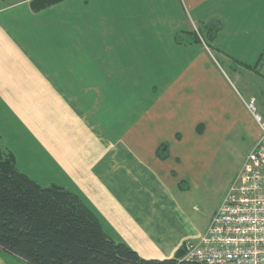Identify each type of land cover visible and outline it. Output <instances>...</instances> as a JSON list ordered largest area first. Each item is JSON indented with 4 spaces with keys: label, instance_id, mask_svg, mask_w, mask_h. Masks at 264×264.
I'll list each match as a JSON object with an SVG mask.
<instances>
[{
    "label": "crops",
    "instance_id": "crops-1",
    "mask_svg": "<svg viewBox=\"0 0 264 264\" xmlns=\"http://www.w3.org/2000/svg\"><path fill=\"white\" fill-rule=\"evenodd\" d=\"M210 22L212 47L191 42ZM261 54L264 0L13 2L0 7V136L21 172L77 191L109 237L144 259L173 258L225 194L194 211L189 191L205 172L185 162L190 148L211 126L222 139L252 126L259 136L214 56L262 75Z\"/></svg>",
    "mask_w": 264,
    "mask_h": 264
},
{
    "label": "trees",
    "instance_id": "trees-1",
    "mask_svg": "<svg viewBox=\"0 0 264 264\" xmlns=\"http://www.w3.org/2000/svg\"><path fill=\"white\" fill-rule=\"evenodd\" d=\"M60 1L29 0V4L37 11ZM219 29V23L210 22L188 34L191 42L203 40L212 47ZM176 39L187 43L180 34ZM157 153L166 157V145ZM0 248L29 264H208L183 259L185 245L173 258H141L106 234L95 211L77 191L40 185L17 168L12 153L2 155L1 149Z\"/></svg>",
    "mask_w": 264,
    "mask_h": 264
},
{
    "label": "built area",
    "instance_id": "built-area-1",
    "mask_svg": "<svg viewBox=\"0 0 264 264\" xmlns=\"http://www.w3.org/2000/svg\"><path fill=\"white\" fill-rule=\"evenodd\" d=\"M243 103L259 136L245 155L205 231L185 245L183 259L208 264H264V108Z\"/></svg>",
    "mask_w": 264,
    "mask_h": 264
},
{
    "label": "rangeland",
    "instance_id": "rangeland-1",
    "mask_svg": "<svg viewBox=\"0 0 264 264\" xmlns=\"http://www.w3.org/2000/svg\"><path fill=\"white\" fill-rule=\"evenodd\" d=\"M17 1L20 0H0V7L10 5ZM197 30H199L198 27L195 28V31ZM214 57L217 60L216 63L228 74L233 86L242 97L248 99L249 95L254 93L260 100L264 101V56L261 68L259 69L262 75L253 74L250 70L242 67L238 73L240 76L237 73H232L230 70L231 67L229 68L227 65L224 66L220 59L216 56ZM259 109L262 111V108ZM7 131L9 132L10 130ZM209 132L208 141L203 142V145H199L197 148H190L191 153L187 154L185 157V162L193 159L194 163H199L200 170L205 172L202 177L203 182L201 187L189 191L191 203H194L195 206L194 211L202 217L205 215L206 211L214 207V203L217 202V199L219 197L221 198L222 191L225 193L239 170L245 155L253 147L256 141L255 139L257 138L256 127L253 126L248 130V133L237 128L233 131L231 136L229 135L225 139L220 138L223 137L224 134L213 126L210 127ZM187 143L188 142H185L186 145ZM0 149L2 155L12 153L2 141L1 136ZM186 184L188 185V182H186ZM0 264L29 263L0 248Z\"/></svg>",
    "mask_w": 264,
    "mask_h": 264
}]
</instances>
